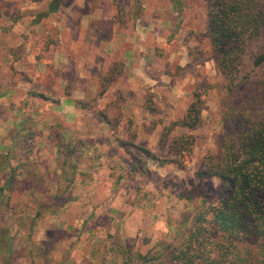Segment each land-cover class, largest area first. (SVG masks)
Instances as JSON below:
<instances>
[{
    "label": "rangeland",
    "instance_id": "obj_1",
    "mask_svg": "<svg viewBox=\"0 0 264 264\" xmlns=\"http://www.w3.org/2000/svg\"><path fill=\"white\" fill-rule=\"evenodd\" d=\"M48 1L43 5L37 4L33 10L29 8L33 14H36H34V17H36L35 19L38 22L32 23L34 18L31 16L25 19L26 32L18 34L19 40L11 43L17 45L8 46L6 43H0V63H4L8 67V64L16 62L17 65H14L9 71L10 74L13 73L10 76V83L14 78L20 83L19 89L12 93L16 97L13 99L4 98L3 106L7 107L8 104L21 106V104H24L25 107V105L31 103L29 106V110L32 109L30 114L37 109L39 112L43 110L41 103H35L32 100L34 96L32 92L46 94L43 80L49 84L44 75V66L48 67V62L44 65V61L50 60L49 58L53 54V51H48L49 46L56 47L59 50L61 44L57 38H61L63 42L64 39L74 38L73 33L66 34L63 31V33L59 31V25L64 21L63 17L66 14L67 8H65L62 14L55 13V15L50 16V22H47V29L52 40H45V43H43V41L41 42L38 39L39 36L36 31L42 32L45 24L43 15L39 16L38 14H42L41 10L45 9ZM169 2L171 5H167L168 3H165V0H121L115 4L113 3L112 7L115 12L119 13L120 9L124 7L126 14L129 16L134 14L135 16L139 13L138 16L140 15V18L138 19L146 20L147 24L148 21H155L153 14L157 15L156 17L159 21L164 24H162V29L164 28V30H161L160 36L155 41L157 42L155 47L151 48L152 41L149 35L145 37L144 33L143 36L148 45L139 47L135 45L132 47L131 56L124 61V71L122 70L123 64L114 67L115 61L113 62L112 59L116 54L109 48H97L94 46V48H86L87 46L82 48V46H76L74 50V48L69 47L70 52H76L77 50L72 56L74 63L62 69L64 70L63 78L54 85L63 90L64 93H68L71 88L73 89L74 81L77 82L78 76L80 78L85 76L86 70L88 74L89 71L93 74L95 78L90 76V79L94 82H97L98 76H105V89L102 90V93L98 91L93 97L88 94L87 99L82 101L86 102V105L83 108L76 106L81 108H79L82 113L81 118H74L73 115L69 116L66 119H69L70 123H72L60 127L59 131L65 135L63 138L65 141L73 131L75 133L82 132L81 127L84 122L88 126L87 132L97 134L99 128L106 126V124L99 121L97 118L100 117L93 113L92 110H96L98 104L100 106L110 104L119 108L117 111H119L120 120L116 123V126H112L114 132L110 133V137L120 136L121 131H125V136L122 138L125 141L129 140L128 149L122 146L118 149L115 137L112 140L108 139L103 146L87 145L82 150L84 151L82 156L77 155L78 153L73 156L70 155L74 167L78 170V173L73 172V174L75 182L78 181V177L81 175L83 186H85L84 192H86V189L94 187L96 192L93 197H97L99 192L100 196L109 195V203L113 204L112 206L115 205L117 210H120L118 209V203L120 202L119 205L124 207L122 211H129L132 216L137 218L141 216L139 214H143V211L149 216L155 214L156 218L162 222L153 223L151 218H143L139 227L140 235L139 237L138 235L136 236V238H139V242L143 243L141 251H148L151 247L146 253L151 251L149 254L154 255L162 250L166 243L173 240L176 244L180 240V238H175L176 235L177 237L183 235L181 233L183 227H179V224L184 221L189 224L195 218L196 213L201 209H205L206 205L216 196L218 180L212 177L195 178L194 172L198 169L197 167H200L205 155L219 152L215 139L222 131L220 98L225 97V93L219 87V84L223 82L224 76L214 64L209 41L203 35L206 26L205 1L169 0ZM141 10L145 11L141 12ZM171 10L174 13V17L171 16ZM172 20H174V24L176 23L173 28L171 25ZM169 21L170 27H168ZM29 25L32 26L30 27L32 29L28 28ZM180 26L184 27V30L180 32L176 30L175 32V28ZM0 31L2 32L0 33V39L9 40L12 37V33L9 34L5 30ZM107 34L104 35L107 37L112 35ZM24 35L26 38H23ZM101 37L99 36V38ZM119 40L120 38L117 39V42ZM22 42L24 43V50L20 53L19 46ZM74 42L71 41L69 44ZM37 44H46L47 46L44 45L45 49H43ZM5 46L12 49V52L9 53V49L7 50ZM261 52H264V31L251 37L246 42L243 52V67L240 73H245L249 77L263 74L264 63L257 67L252 64L255 55ZM79 53H83L81 59L79 58ZM95 56H98L99 60H94ZM34 57L39 59L33 62L35 65H33L31 60ZM37 63L39 64L37 65ZM83 63H86V69L82 66ZM22 65L26 68H22ZM53 70V74H58L57 70ZM77 71L79 72L78 75ZM46 73L49 74V72ZM36 74H40V76H36ZM39 77L41 80H38ZM35 78L43 90L37 84L34 85ZM50 81L52 80L50 79ZM10 85L15 86V83ZM95 91L96 89L93 90V92ZM76 92L78 93L79 91L76 89ZM68 95L71 103L68 104L69 107L62 106L61 114L64 115L73 106L72 99L80 98L74 96L73 93H68ZM25 96H27L26 101ZM65 96L63 94L59 96L58 101H61ZM54 98H56L55 95L49 96V99L45 98V106L52 103L50 100ZM190 103L194 104L198 110V122L193 127H185L180 125L179 121L182 120L181 117ZM50 105L54 107L53 104ZM3 113H0V126L4 127L0 132V140L3 142L0 144V148L6 149L12 146L10 147L13 148L10 151V156L13 160L15 158L22 159V156H25L30 151L29 143L23 146L20 142V137L9 141L10 136L7 133L9 118L3 117ZM12 114L14 118L16 116L20 118L21 116L20 111L12 112ZM112 115H115V113ZM33 117L36 118L37 116L34 115ZM46 118H51V115L49 114ZM126 119L132 122L127 125L125 123ZM31 121L32 117L27 120L26 125L31 124ZM34 123H32L31 129L34 128L37 132L45 129L44 124H40V121H35ZM133 123L137 125L135 132L139 133L135 137L131 136L133 132V125L131 124ZM45 131L47 132L48 129L46 128ZM59 131L55 132V140L59 138ZM37 132L30 139L32 140L30 145L35 150L45 149L44 137L46 133ZM21 134L24 136L27 133ZM101 134L107 135L103 131ZM131 137L133 138L131 139ZM109 140L111 143H108ZM138 147L158 154L160 159H165L166 161L153 159L143 151L142 154ZM50 148L47 153L50 152ZM111 157L120 158L117 161L108 159ZM174 159L176 160L174 161ZM170 160H173L172 163H170ZM130 163L135 169L128 172L127 168ZM133 163L142 166L141 173L137 170V165H133ZM175 163H178V165L175 166ZM9 167L10 165L7 164L6 160L0 158V174L2 176H6L5 174L9 172ZM31 167H34L33 170L36 176L46 178L50 175L51 169L56 170L58 176L61 175L62 170L65 172L66 169L63 161L62 163H37ZM66 175V173H63V176ZM69 175L70 173L67 178ZM64 180L62 181V187L66 183V180ZM12 183L14 186L17 185L16 180ZM53 184L54 180L46 186H53ZM118 185H123V189L120 192L116 190ZM77 189L81 188L79 186L72 188L74 195H76L74 192ZM70 195L71 193L69 192L68 197ZM135 203H137L138 207L134 205ZM121 213L123 214V212H118L117 217ZM208 213L206 212L205 216L210 217ZM55 218L56 214L53 215V220L57 222L58 220ZM7 220L8 215H0V229L6 226ZM118 221L119 219L116 222ZM46 226H48L47 222ZM132 227L133 224L128 227L130 234H133ZM66 229L68 228L66 227ZM58 235L55 242H48L42 249L39 247L36 252V259L39 258L40 250L47 251L51 257H58L60 245L67 238L65 234ZM146 237L149 238L148 242H146ZM26 249L27 245H23L20 248V252H26ZM130 249L132 253L139 252L136 245H132ZM114 252L116 253V250ZM120 256L121 254L115 255L116 261L121 260ZM131 257L135 260L132 255ZM15 258L16 256L7 257V262H9L7 264H13ZM19 258L22 259L21 257Z\"/></svg>",
    "mask_w": 264,
    "mask_h": 264
},
{
    "label": "trees",
    "instance_id": "obj_2",
    "mask_svg": "<svg viewBox=\"0 0 264 264\" xmlns=\"http://www.w3.org/2000/svg\"><path fill=\"white\" fill-rule=\"evenodd\" d=\"M70 1L75 2L76 0H49L45 5V9L41 10L42 14L38 15H43V18H45L44 23L47 25V22H50V16L60 13L61 7ZM116 1L119 2L121 0H112L111 2L115 4L117 3ZM204 1L206 6V26L203 35L209 41L214 64L224 76L223 82L219 84V87L225 93V97L220 98L222 131L215 139L219 152L205 155L194 175L195 178H216L219 182L217 193L215 198L206 205L205 209L199 210L195 218H191L192 220L189 224L185 221L179 224V227H183L181 232L183 235L180 237L176 235L175 238H180V240L176 244L173 240L166 243L162 250L155 255L149 254L151 251L143 254L133 252L135 253L133 254L130 248H125L119 239H116L117 236L113 239L111 238L115 234L111 233L109 227L105 228V237L115 242L116 254H121L120 257L124 264H264V73L252 77L245 73H240L243 67V52L246 42L251 37L264 31V0ZM125 11L123 7L119 13H114L117 23L124 24L129 21V18L126 17L129 15ZM34 16L32 23L38 22ZM134 18V16L131 17L133 20ZM63 19L68 26H71L75 38L78 30L76 28L78 26L76 23L77 17L65 16ZM10 21H14L13 16ZM103 24L105 25L107 22H103ZM36 32L41 42L45 43V40H52L49 32L44 33L43 28L42 32ZM23 38H26V36L24 35ZM44 45L47 46L46 44H40L39 46L45 49ZM52 48L53 46H49L48 49ZM19 49L20 53L24 50L23 42ZM8 51L11 53L12 49ZM98 58V56H95L94 60H99ZM31 60L33 63L39 59L34 57ZM262 63H264V52L255 55L252 64L257 67ZM119 64L122 63L115 61L114 67ZM14 65H17L16 62L8 64V70L10 71ZM22 68L26 67L22 65ZM57 68L48 65L45 69L44 75L49 84L43 80V85L48 91L45 92L46 94L33 91L34 102L38 100L44 102L45 98L49 99V96L55 95L56 98L50 100L52 102L50 104L55 107L58 104L60 94L68 95L69 92L64 93L63 90L54 86L56 82H59L60 79L62 80V74L64 73V70ZM53 69L57 70L58 74H53ZM46 72H49V74ZM57 76L59 77L57 78ZM104 77H97L99 93H102V90L105 89L106 81ZM36 78L34 85L37 84L43 90ZM38 80L41 79L38 78ZM15 86H11V88H15ZM2 90L4 88L0 87V113L4 112L3 117L9 118L7 133L11 135L12 139L20 137V142L23 146L29 143L30 151L25 156H22V159L15 158L14 160L10 156V151L13 149L10 147L12 146H9L5 153H0V157H3L7 164L10 165L9 172L0 186V193L3 188L10 190L13 185L12 182L15 180L17 181V186L24 190L39 189L44 182L47 185L54 180V184L51 187L59 190V192H55L53 196L57 198V201H64L68 198L70 187L75 182L73 172L78 173L70 155L73 156L78 153L77 155L82 156L84 153L82 150L87 145L103 146L108 139L112 140L113 137L116 139L118 149L121 146L128 149L129 140L125 141L122 138L125 136V131H121L120 136L110 137V133L114 132L112 126H116V123L120 120L119 111L115 115L108 117L103 110H92L93 113L100 117L97 119L106 124V126L99 128L97 134L87 132L88 126L84 122L81 127L82 132L77 131L78 133H75L73 131L65 141L63 140L65 135L59 131L60 127L64 126L58 123H50L47 127V132L45 131L46 128L37 132L46 133L44 141L46 140L53 144L48 154L54 156L58 153L59 156L55 157V160H57V163H62L63 161L66 169L65 172L62 170L60 176L57 175L56 178L59 177L57 180L56 178L49 180V178L43 176H36L33 170L34 167L32 168L31 166L39 163L38 155L43 153V151L35 150L30 145L32 143L30 139L34 134L31 125L35 122L33 120L38 119L41 113L35 107L37 110L30 114L32 109H24V104H21V106L18 104L3 106L4 98L12 99L10 95L12 93L1 92ZM79 99H72V104L75 117L80 119L82 114L80 109L86 105V102H82L84 100ZM26 100L27 96H25ZM50 104L48 107H53ZM13 105L16 106L13 107ZM18 111L21 113L20 118L19 116L14 118L12 112L16 113ZM34 115L37 117H33ZM30 117H32L31 124L26 125ZM181 118L182 120L179 121L180 125L185 127L196 125L198 122V110L194 104L190 103L188 105ZM130 122L132 121L125 120L127 125ZM131 125H133L131 136L135 137L137 125L135 123ZM56 131H59L60 134L59 138L55 140ZM102 131L104 134L107 133V135L101 134ZM24 132L27 134L23 136L21 133ZM110 140L108 143H111ZM138 148L141 153L143 151L153 159L166 161L165 159H160L158 154L147 151L142 147ZM119 158L111 157L108 159L117 161ZM170 161L172 163L173 160ZM177 165L178 163H175V166ZM137 166L138 169H142L141 165L137 164ZM133 169L135 168L130 163L127 171L130 172ZM54 172L56 170L52 171V173ZM63 173L67 175L70 173V175L67 178V175L63 176ZM64 179L66 183L62 187ZM5 200L6 197L0 199L1 202ZM206 212H209L210 217L205 216ZM8 229L7 226H4L0 234L2 235ZM27 248L32 251L30 243H28ZM131 255L135 260H133ZM31 257L35 259L33 253L29 256V259L33 261Z\"/></svg>",
    "mask_w": 264,
    "mask_h": 264
},
{
    "label": "crops",
    "instance_id": "obj_3",
    "mask_svg": "<svg viewBox=\"0 0 264 264\" xmlns=\"http://www.w3.org/2000/svg\"><path fill=\"white\" fill-rule=\"evenodd\" d=\"M46 1L47 0H0V30H5L9 34L12 33V37L9 40L3 38L0 39V43H6L8 46L17 45L11 43L19 40L18 34L20 35L26 32L25 19L30 18V16L33 18L35 14H33L29 8L33 10L37 4L43 5ZM111 1L112 0H76L75 2H66V4L61 7L60 13L67 8L66 17H77L76 23L78 26H76V28L78 30L76 36L75 38L71 37L69 39H64L65 43L61 38H57L61 44L60 49L57 50L56 47L48 49L49 52L53 51V54H51L50 60L44 61V65L48 62V65L58 67L59 69H65L74 63L72 61V56L75 51L70 52V48H74L75 50L76 46H82V48L83 46H87L86 48L94 46L97 48L111 49V51L116 54L112 61H120L123 64L122 70L124 71V61L131 56L132 47L135 45L136 47L148 45L143 36L144 33L145 37L149 35L152 41L150 46L154 48L157 43L155 41L158 39V36H160L161 30H164V28L162 29L163 23L159 21L156 17L157 15L153 14L152 16H154L153 18L155 21H148V24L146 20L138 19L140 18V15L138 16L139 13L135 16L134 14L126 16L129 18L127 23H117L114 18V13L116 12L113 10ZM165 3L171 5L169 0H165ZM142 11L145 10H141V12ZM170 13L171 16L174 17L172 10ZM12 16L14 17V21L11 22L10 18H12ZM133 16L135 17L134 20L131 19ZM103 22H107V24L102 25ZM175 24L174 20H172V28ZM43 26L44 33H48L47 25L44 24ZM59 26V31L61 33L64 30L66 34L73 32L71 26H68L65 21H62ZM30 27L32 26L29 25L28 28ZM168 27H170V21ZM183 28L182 26L175 28V32L176 30L180 32L184 30ZM87 32H89V34H87ZM0 33L2 32L0 31ZM104 33H110L112 35L105 38ZM99 36L102 37L99 38ZM116 37L117 39L120 38L119 42H117ZM133 40L135 41L133 42ZM71 41L75 42L69 44ZM8 46L5 47L8 48ZM82 57L83 53H79V58L81 59ZM38 64L39 63H37V65ZM82 66L86 69V63H83ZM44 68L46 69L47 67L44 66ZM76 73L78 75L79 72L77 71ZM36 75L40 76V74ZM10 76L11 74L7 66L4 63H0V87L4 88L1 92L7 91L10 94L16 89H19L20 83L16 78L11 81L14 82L16 86L15 88H11ZM90 76L94 77L90 71L88 74L87 70L84 77L82 76L80 78L78 76L77 82L74 81L73 89L71 88L69 93H73L74 96L80 97L83 100H86L89 95L93 96L98 91V83L92 81ZM39 79L41 78L39 77ZM44 89L47 91L46 87H44ZM76 89L80 93H77ZM94 89H96L95 92H93ZM10 95L12 99L16 97L13 94ZM59 96H61V94ZM32 100H34V97ZM70 101L69 95L63 97L61 101L59 100V104L55 107H48L45 106L44 102L39 100L36 101L35 103L42 104L43 110H40L41 115L38 119L33 121L39 120L41 122L40 124H44L45 128H47L50 123H58L61 124V126L71 124L72 122L70 123L69 119L66 118L72 115L75 118L73 106L70 107V110H67L66 115L61 114L62 106L69 107L68 104ZM30 105L31 103H28L23 108L27 110ZM15 106L16 105H13V107ZM96 109L105 111L108 117L112 116L113 113L116 114V111L119 110V108L108 104L101 106L98 104ZM49 114L51 118H46ZM55 117H57V119H55ZM59 118L65 120H60ZM136 122L138 123V121ZM3 128V126H0V132ZM32 130L34 131L33 135H35L37 130L34 128H32ZM137 135H139L138 132ZM9 136V141H12L10 134ZM2 143L3 142L0 140V144ZM52 145V142H47L45 140L46 148L40 149L43 153L38 155V164H44L45 162L57 163L55 159L59 154L57 153L51 156L47 153V150ZM6 150L7 148H0V153H5ZM0 158L3 159V157ZM133 165L137 164L133 163ZM137 170L141 173L140 169L137 168ZM52 171L55 170L51 169V173L48 176L49 180L57 177L56 172L52 173ZM7 174L5 175L7 176ZM6 176L0 174V186ZM58 178H56V180ZM78 178V181L73 183L70 187L71 195L69 197L67 196L68 198L64 201H57V198L53 196V194L55 192L58 193L59 190H55L54 187L52 188L51 186L43 187L46 185V182H44L42 186L40 185L39 189L32 188L30 190H24L17 185H12L10 190L5 188L2 189L0 199L6 197V200L0 201V210L4 206L0 211V215H8L6 226L9 229L2 233V235L0 234V264L9 263L7 262V257L9 256H16L13 264H124L122 260L116 261L115 259V242L105 237L104 230L108 227L111 233L115 234V236L111 238L113 239L117 236L116 239H119L120 243L123 244L125 248H132V245H136L139 253L143 254L147 252L146 250L144 252L141 251V249H143V243L139 242V238H136L137 235L138 237L140 235L139 227L143 221L142 219L146 217L151 218L153 223H161L162 221L156 218L155 214L149 216L144 213L143 210V214H139L141 216H138V218L132 216L131 212L122 211L124 207L119 205L120 202L118 203V209L120 210H117L115 205L112 206L113 204L111 205L109 203V195L100 196L99 192L97 197H93L96 192L94 187L88 190L86 189V192H84L83 189H85V186H83L84 183L82 182L81 175ZM78 186L81 189H77L76 192H74L76 195H74L72 193V188L74 189ZM122 189L123 185H118L116 190L120 192ZM134 205L138 207L137 203ZM134 205L133 207H135ZM118 212H123V214L121 213V215L117 217ZM55 214V219L58 220L57 222L53 220V215ZM118 219L119 221L116 222ZM46 222L48 226H46ZM132 224L133 234H130L128 227H130V225L132 226ZM66 227L68 229H66ZM58 234H65L67 236L60 245L58 257H51L47 251L40 250L39 258L36 259V252L39 247L42 249L48 242H55L59 236ZM146 238V242H148L149 238ZM28 243L31 245V250L35 258L33 259V257H31L33 261L29 259V256L32 255V251H29L28 248L26 252H20V248L23 247V245H28Z\"/></svg>",
    "mask_w": 264,
    "mask_h": 264
}]
</instances>
